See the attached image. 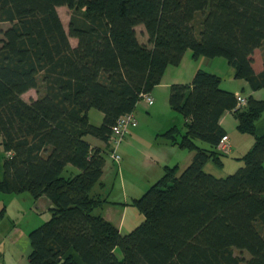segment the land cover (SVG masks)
Returning <instances> with one entry per match:
<instances>
[{"label":"trees","instance_id":"1","mask_svg":"<svg viewBox=\"0 0 264 264\" xmlns=\"http://www.w3.org/2000/svg\"><path fill=\"white\" fill-rule=\"evenodd\" d=\"M61 6L72 10L68 30ZM0 36V192L51 202L50 219L29 232L30 264H264L263 99L237 107L222 77L204 69L189 84H172L169 104L185 131L173 126L162 136L194 156L180 174L166 166L132 201L144 220L125 234L96 213L104 199L92 191L106 151L87 139L109 144L117 119L188 50L196 59L225 58L237 79L264 88V64L253 66L256 49L264 61V0H0ZM32 89L38 97L25 100ZM91 109L103 113L100 125ZM227 111L255 143L243 165L217 177L204 167L223 166L217 146ZM68 165L79 173L64 177Z\"/></svg>","mask_w":264,"mask_h":264},{"label":"crops","instance_id":"2","mask_svg":"<svg viewBox=\"0 0 264 264\" xmlns=\"http://www.w3.org/2000/svg\"><path fill=\"white\" fill-rule=\"evenodd\" d=\"M70 40L72 45L76 46L77 40L75 38H71ZM257 50L258 49L255 50V53ZM255 53L253 66L256 72H259L263 68V56L257 57V54L255 56ZM203 68L204 70L220 75L222 77L221 87L225 90L234 92L237 97L240 95V93L237 94L238 92H236L239 87L244 89L246 85L249 86L245 80L237 79L235 77V68L232 67L225 58L199 57L196 59L192 56V52L188 50L185 53L182 62L178 66H169L161 83L150 92L154 98V102L152 104H148L146 101L141 99L137 103L134 114L141 122H137L136 125H132L128 128L125 138L120 145L119 150H122L123 152L124 162L126 158L128 160L130 159V162H133V166H135L133 169L136 171V165H139V168H141V171L139 172H143L141 176L135 175V172H133V177L128 179V183H126L125 176H123L119 183L121 190L120 195L111 196L112 193L108 194L109 189L107 188L108 184L106 176L109 168L113 166L114 163H117L121 167L122 156L119 163L115 162L110 156V145L108 143L102 142L90 136L87 138L93 147L106 151L105 155L107 154L110 160L108 161L106 159L101 183L97 184L92 191L95 196L104 199L102 206L96 210V213L102 214L106 220L118 227L123 234L131 232L144 220L142 213L140 211H135L136 207L132 205V201L141 197L150 188V186L162 177L166 166L178 165L180 169H184L193 159L194 151L184 153L183 151H180L184 149H181L178 145H172L164 136H162V133L177 125V120L175 118H171L173 114L169 117H164L160 123L156 121L155 123L150 124L146 122V120L152 115L163 114V110L170 108L169 90L172 84L191 83L196 71ZM244 81L245 85L243 86ZM235 82H239L237 83L239 87L236 85L238 88H235ZM241 96L248 98L247 95L241 94ZM250 96L254 95L251 94ZM93 110L94 109H91L89 111L90 121L96 125H100L103 121V113L98 115V113H94ZM231 115L234 116L233 112L227 111L220 120V123L226 132V123L229 124L228 119ZM263 115L257 123L258 133L262 135H264ZM226 136L228 138L230 137L228 132ZM242 140L244 142L243 145L246 148L240 149L239 153L244 156L250 150L249 147H251L252 143L250 144L248 138H243ZM238 143L239 141H237L235 145L232 143L231 154L235 152V147ZM138 155H141L143 159L137 161L136 156ZM242 156L237 158L235 163L236 167L234 168L235 170L232 172L236 171L241 165H243L240 163V158ZM223 166H225V160L223 161ZM204 168L207 172L217 177H225L229 174L224 170V168L220 167L211 160L206 163ZM45 198L47 197L42 196L36 200H44L46 204L45 209H49L51 202L49 199ZM17 247L19 249L22 248L19 244H17ZM31 249L32 247L30 243V245L26 247L22 253L23 257L20 259V264H30L28 256Z\"/></svg>","mask_w":264,"mask_h":264},{"label":"rangeland","instance_id":"3","mask_svg":"<svg viewBox=\"0 0 264 264\" xmlns=\"http://www.w3.org/2000/svg\"><path fill=\"white\" fill-rule=\"evenodd\" d=\"M58 12L61 16V19L64 23L66 30H68L71 15H72V10H70L67 6H61L58 8ZM7 26H9L8 23L2 24L3 28H6ZM137 31H138L139 39L141 41H147L145 40L147 39V36L146 34H144L145 33L144 27L138 26ZM256 54H257V57H260V56L262 57V50L258 49L257 52L255 53V56ZM235 83H234L235 88H238L239 86L237 83L239 82H235ZM244 85H245V81L243 83V86ZM236 92H238L237 94L240 93L239 96L243 94V95H247L248 97H250V95L252 94L256 98H263L264 100V88L257 90V91H253L250 86L246 85L244 89H242V87L241 88L239 87V89ZM37 97H38V93L35 89H32L23 95V98L27 101H30L31 99L33 98L35 99ZM93 111L94 113H98V115L102 113L98 109H94ZM163 111H164L163 114H157V115L150 116L146 120V122L151 124V123H155L156 121H158L160 123L164 117L166 116L169 117L171 116V114H173L171 118L172 119L175 118L177 120L176 126H178L180 130H182V132L185 131V118L181 112L174 110L173 108H171V106L170 108L165 109ZM263 118H264V115H263ZM137 120L138 122H141L139 121V119ZM228 122L229 124L226 123V126H227V132L230 136L229 138H231V139L228 138L231 145L232 143L235 145V143L239 141V143L235 147V152H233V154L228 155V156L225 155L222 157L223 161L225 160V166H222V168H224V170L227 171L229 174H232L235 172V171L234 172L232 171L235 170L234 168L236 167L235 163L237 161V158L242 156L241 153H239L240 149L246 148L243 145L244 142L242 139L243 138L249 139L250 144L252 143L251 147H249L251 149L255 143V136L251 134H244V133L239 132L237 128L238 122L234 116L231 115L230 118L228 119ZM2 140L3 138L2 136H0V143L2 142ZM198 143L203 144L204 142L198 141ZM0 148H1V151H0V162H1L3 155H4L2 145ZM180 151H183L184 153H188L189 150L184 149ZM119 153L122 156L121 167L117 163H114V165L109 168V171L106 176L107 184H108L107 188L110 190V191L108 190V194L112 193L111 196L120 195L121 190H120L119 183H120V180L123 178V176H125L126 183H128V179L133 177L132 175L133 172H135V175H138V176H141L143 174V172H139L141 171V168H139V165H136V171L133 169V167L135 166H133V162H130V159L128 160L126 158L124 162L122 150L121 151L119 150ZM105 156H106V159L110 161L108 158V155L106 154ZM136 158H137L136 159L137 161L143 159L141 155L136 156ZM240 161H241L240 163L243 164V161L242 160ZM184 169H180V173ZM77 173H79V169L77 167L68 165L66 169L64 170V172L62 173V175L64 177H69ZM45 199H48V198H45ZM45 208H46V204L44 200L37 201L27 191L22 192V193L0 192V214L3 211L2 212L3 215H0V264H20V259L23 257L22 253L24 252L26 247L30 245L29 232L33 230L34 228L40 226L47 220H49L51 217V213L49 212L48 209H45ZM135 209H136L135 211H139L137 208ZM24 236H25V239H24ZM17 244H19L22 248L19 249L17 247ZM116 253H117L118 258L120 259L123 258V254L119 248L116 250ZM236 253L239 254L240 252L237 251ZM242 256H244L245 258L249 257L247 253H243Z\"/></svg>","mask_w":264,"mask_h":264},{"label":"built area","instance_id":"4","mask_svg":"<svg viewBox=\"0 0 264 264\" xmlns=\"http://www.w3.org/2000/svg\"><path fill=\"white\" fill-rule=\"evenodd\" d=\"M140 99L146 101L148 104H152L154 102V98L152 97L150 92H142L140 94ZM247 102H248L247 98H245L243 96L237 97V107H243L247 104ZM128 115H129V118L132 119V121H134V123L137 124V120H136L134 114L129 113ZM123 120H125V119L120 117V121L122 122V124H119V125L113 127V133L109 139L110 155L112 158H114L117 161H119L121 159V155L119 153L120 142L122 141V138H123L124 134L126 133L127 128L130 126L127 123V120H125L126 123ZM217 149L221 153L226 154V155L231 153L232 145H231L227 136H224L220 140V142L218 143Z\"/></svg>","mask_w":264,"mask_h":264},{"label":"bare ground","instance_id":"5","mask_svg":"<svg viewBox=\"0 0 264 264\" xmlns=\"http://www.w3.org/2000/svg\"><path fill=\"white\" fill-rule=\"evenodd\" d=\"M130 113H133L134 114V112H130ZM129 113H126V114H124V115H121L120 117L121 118H123V119H125V120H127V123L130 125V126H132V125H135L136 123H134V121H132V119H130L129 118V115H128ZM134 116H135V114H134ZM120 117L117 119V121H116V123H115V125L114 126H117V125H119V124H122V122L120 121ZM135 118H136V120H137V117L135 116ZM125 120H123L124 122H125ZM137 122H138V120H137ZM126 123V122H125ZM113 126V127H114ZM129 126V127H130ZM128 127V128H129ZM128 128H127V130H128ZM127 132V131H126ZM125 135H126V133L124 134V136H123V138H122V141L120 142V145L122 144V142H123V140H124V138H125ZM120 145H119V147H120ZM111 156V155H110ZM112 158V157H111ZM115 162H120V160L119 161H117V160H115L114 158H112Z\"/></svg>","mask_w":264,"mask_h":264}]
</instances>
